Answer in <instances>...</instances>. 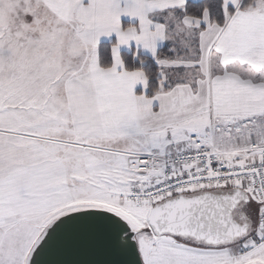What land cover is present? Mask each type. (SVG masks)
I'll return each instance as SVG.
<instances>
[{
    "label": "snow or ice",
    "instance_id": "6c2138e0",
    "mask_svg": "<svg viewBox=\"0 0 264 264\" xmlns=\"http://www.w3.org/2000/svg\"><path fill=\"white\" fill-rule=\"evenodd\" d=\"M0 264H264V0H0Z\"/></svg>",
    "mask_w": 264,
    "mask_h": 264
}]
</instances>
